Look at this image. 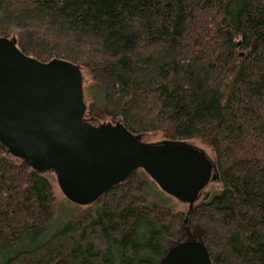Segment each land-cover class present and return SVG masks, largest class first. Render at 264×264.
I'll list each match as a JSON object with an SVG mask.
<instances>
[{
    "label": "trees",
    "instance_id": "16d2710c",
    "mask_svg": "<svg viewBox=\"0 0 264 264\" xmlns=\"http://www.w3.org/2000/svg\"><path fill=\"white\" fill-rule=\"evenodd\" d=\"M0 38L83 69L85 121L207 139L221 186L176 212L138 169L52 231V183L0 143V264H159L196 231L212 264H264V0H0Z\"/></svg>",
    "mask_w": 264,
    "mask_h": 264
},
{
    "label": "water",
    "instance_id": "95a60500",
    "mask_svg": "<svg viewBox=\"0 0 264 264\" xmlns=\"http://www.w3.org/2000/svg\"><path fill=\"white\" fill-rule=\"evenodd\" d=\"M81 70L41 64L0 38V143L40 174L52 172L73 204H93L138 169L166 194L188 204L217 179L215 165L185 143L146 145L116 123L84 120ZM159 264H212L201 240L175 245Z\"/></svg>",
    "mask_w": 264,
    "mask_h": 264
},
{
    "label": "rangeland",
    "instance_id": "374dc122",
    "mask_svg": "<svg viewBox=\"0 0 264 264\" xmlns=\"http://www.w3.org/2000/svg\"><path fill=\"white\" fill-rule=\"evenodd\" d=\"M82 78H83V98L85 105H88L92 101H96L98 103L101 102V90L92 84L85 75V71L82 69ZM86 122L90 123L93 126H99L102 124L110 123L109 120H105L103 122L90 119ZM140 142L146 145H156L162 142H167L166 138L161 132L155 133H148L139 136ZM189 146L201 151L213 164H214V153L212 148L208 142V140L204 139H196L190 142H187ZM47 177L49 178L50 182L53 186V193L56 198V205H55V219L52 224V231L57 230L59 226L62 225L64 218L72 213L77 211L80 206L73 204L70 202L65 196L62 194L61 190L58 187L56 176L48 172L46 173ZM140 177L145 182V189L144 192L148 197L149 204H156L162 207L169 208L176 212H186L188 209V204L183 203L176 198L164 193L154 181H152L148 176L143 172L140 171ZM221 191V186L219 181L214 180L211 181L201 192V196L198 201L211 199L213 196L219 194ZM50 231V233L52 232ZM199 232L196 231L193 234L189 235V239L191 240H198L199 239Z\"/></svg>",
    "mask_w": 264,
    "mask_h": 264
}]
</instances>
